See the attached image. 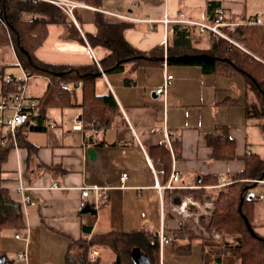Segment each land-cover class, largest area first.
I'll list each match as a JSON object with an SVG mask.
<instances>
[{"label": "crops", "instance_id": "obj_1", "mask_svg": "<svg viewBox=\"0 0 264 264\" xmlns=\"http://www.w3.org/2000/svg\"><path fill=\"white\" fill-rule=\"evenodd\" d=\"M72 1L78 6L72 16L67 15L73 23L71 32L80 38L67 37L65 24H47V35L34 53L41 62L92 66L97 60L100 64L110 52L92 46L86 38L97 33L98 13L105 20L131 25L123 37L135 49L149 52L162 47L164 56L156 64L128 62L121 72L102 70L94 83L95 93L110 92L119 108L105 130H74L81 109L54 108L46 111L44 130L22 126L16 132L20 138L16 135V145L8 138L5 147L0 145V151L6 152L0 158V190L15 216L20 212L21 221L19 228L1 233L4 264H113L119 257L135 264L133 255L138 253L153 264L148 241L158 237L160 227L170 243L160 249L158 241V264H240L234 255L237 249L225 247L217 238L174 242L172 233L190 214L189 206L198 212L202 202L191 197L179 200L173 191L200 187L212 191L233 183L245 169L246 156L264 158V128L245 117L246 78L241 71L228 76L205 74L198 66L169 64L166 48L172 44L174 24L165 25L164 19L183 15L209 24L207 4L213 1L235 28L258 17L264 23V0H99L98 5L91 0ZM196 47L206 50L209 43L204 40ZM0 67L3 79L10 76L19 87L18 78L29 74L13 46L0 49ZM165 74L172 75L171 83L164 95H157ZM30 76L25 93L38 103L50 79ZM78 83L73 89L79 104ZM6 134L0 127V141ZM224 145L223 154L231 157L214 159L213 148ZM88 150L94 151L93 157ZM174 174L178 175L175 188H167ZM205 179L211 183L201 186ZM255 182L252 193L258 200L253 205L252 230L264 240V180ZM84 188L87 196L82 195ZM102 189L107 197L99 198ZM24 195L32 197L31 203H23ZM182 204L184 213L177 211ZM177 246L185 247L178 252Z\"/></svg>", "mask_w": 264, "mask_h": 264}, {"label": "trees", "instance_id": "obj_2", "mask_svg": "<svg viewBox=\"0 0 264 264\" xmlns=\"http://www.w3.org/2000/svg\"><path fill=\"white\" fill-rule=\"evenodd\" d=\"M98 5L99 0H91ZM219 10V4L209 2L207 12L210 15L209 24L214 23ZM0 49L13 46L24 70L30 75H42L50 79L45 94L37 103L38 114L29 115L27 122L32 131L45 129L47 119L46 111L50 109H64L79 107L82 114L83 129L92 128L105 130L118 113V105L113 95L109 92L97 96L94 83L101 71L97 65L69 66L52 65L43 63L35 57V50L43 43L47 35V24L62 23L67 26V37L79 39L77 32H71L73 23L69 16L59 7L46 3L16 0H0ZM95 24L97 33L86 35L92 46H102L110 54L100 61L103 71L121 72L126 63L141 64L151 62L160 63L164 56L162 47H155L149 52H142L132 47L123 37L125 29L131 25L122 22L105 20L101 14H96ZM221 31L231 40L237 42L242 48L230 41L213 36L210 32L201 33L196 25H172V44L166 48L168 57L174 58L169 64L198 66L205 74L216 72L230 75L233 71H241L246 78L247 100L245 103L246 119L257 120L259 126L264 128V23L244 24L233 31L221 27ZM71 32V33H70ZM206 40L209 47L201 50L197 43ZM184 57V58H183ZM4 68L0 67V81L2 84V101L10 98L19 89L16 81L3 79ZM81 85V99L77 103L76 92L73 89L76 83ZM250 93L252 95L250 96ZM18 138H19V134ZM229 139H225L226 142ZM20 141V138H19ZM227 145H230L227 143ZM227 145L213 148L214 159L230 158L231 154H223ZM1 150V149H0ZM5 151H0L3 158ZM245 169L234 177L230 185L220 188L216 193L198 189L175 190L174 196L179 200L191 197L204 203L212 201L214 209L210 217H201L204 229L211 233L218 232L222 236L225 247H234V253L240 264H264V240L256 234L251 235L245 225L244 217L250 227H253V205L258 200L257 196L251 201L247 200L258 183L255 180H264V158L258 154L246 156ZM211 182L205 179L201 186ZM4 191L0 190V237L6 228H19L20 218L15 216L9 199L4 198ZM7 196V194H6ZM5 196V197H6ZM8 202H7V201ZM18 211V208H17ZM191 219L181 220L177 229L173 231L174 242L181 239L196 240L193 235ZM148 241L152 249L153 264H158V237L151 236ZM185 246H177L176 251L181 252ZM4 256L0 250V257ZM97 264V263H95ZM113 264H127L121 257Z\"/></svg>", "mask_w": 264, "mask_h": 264}, {"label": "built area", "instance_id": "obj_3", "mask_svg": "<svg viewBox=\"0 0 264 264\" xmlns=\"http://www.w3.org/2000/svg\"><path fill=\"white\" fill-rule=\"evenodd\" d=\"M16 1H31L32 3H37V2H46L53 4L57 7H59L61 10H63L66 14L72 16L73 10L78 6V4L72 0H16ZM0 21L3 22L0 18ZM164 24H176L178 26H183L187 24H192L196 25L200 32L205 33V32H210L213 36H219L222 37L231 43L237 45L238 47L242 48L237 42L231 40L228 36H226L222 31L221 27H226L228 30L233 31L235 29V25L227 23L225 21V15L222 10H219L217 13V17L212 24H206V23H199V22H194V21H189L186 20L183 15L176 19H164ZM249 24H262V19L261 18H256L255 20L250 21ZM96 64L99 68V70L102 73V69L100 67V64L97 60ZM31 78L30 74L25 73L24 77L18 78V82L20 83V87L17 92H15L11 97L5 101L0 102V127L6 129L7 131V136L6 138H3L0 141V145L2 147L6 146V140L7 138L12 141L16 145V132L17 130L22 127L28 120L29 115H37L38 114V107L37 103L34 101H31L28 99L26 93H25V87H26V82L28 79ZM7 79L12 81L13 79L10 76H7ZM172 80V75L171 74H165V78L163 81V84L158 87L155 90V93L157 95L165 94L167 87L171 83ZM80 85V83H78ZM83 128V122L81 118V114L79 113L77 117L74 119V125L73 129L74 130H82ZM156 129H151V132H155ZM123 179L126 178V175H122ZM178 180V175L174 174L172 176V183L167 186V188H175L173 183ZM97 189V188H96ZM19 192L23 194L24 187L20 186L19 187ZM89 193L87 188H84L82 191L83 196H87ZM99 198H104L107 197V192L106 190L102 189L100 193L97 194ZM32 197L30 195H24L23 196V203L28 204L31 203ZM178 212L184 213L185 207L184 205H180L177 208ZM158 241H159V246L160 249L170 243V239L164 234V230L162 227H160L158 233ZM16 238L21 239V237L17 234ZM24 240V239H22ZM24 255L19 254L18 257L22 258ZM162 264V263H160Z\"/></svg>", "mask_w": 264, "mask_h": 264}, {"label": "rangeland", "instance_id": "obj_4", "mask_svg": "<svg viewBox=\"0 0 264 264\" xmlns=\"http://www.w3.org/2000/svg\"><path fill=\"white\" fill-rule=\"evenodd\" d=\"M217 191L218 190H212V193H216ZM195 209H196L195 207L189 206V210H191L192 213L190 212V214L187 215L188 217H186V219H191L192 223L194 224V226L192 227L193 235L199 238L200 240L216 241L215 239L217 238V240L223 241L221 234H219L218 232L213 231L211 233H208L202 226V223L200 220L201 217H204V219L210 217L214 209L213 202L205 201L204 203L200 205L198 212H195L196 211ZM122 259H124V257Z\"/></svg>", "mask_w": 264, "mask_h": 264}, {"label": "water", "instance_id": "obj_5", "mask_svg": "<svg viewBox=\"0 0 264 264\" xmlns=\"http://www.w3.org/2000/svg\"><path fill=\"white\" fill-rule=\"evenodd\" d=\"M166 60H169L170 61V60H174V58L168 57ZM87 153L91 157H93V155H94V151H92V150H88ZM262 176H264V172H262ZM253 197H254V193H249L248 196H247V200H252ZM244 222H245V225H246V228H247L248 232L251 235L254 236L253 230L250 227V225H249V223H248V221H247V219L245 217H244ZM133 258L135 259L134 260L135 261V264H148L147 259L143 255H141L140 253H138L136 255H133ZM4 261H5V257L4 256L0 257V264H4Z\"/></svg>", "mask_w": 264, "mask_h": 264}]
</instances>
